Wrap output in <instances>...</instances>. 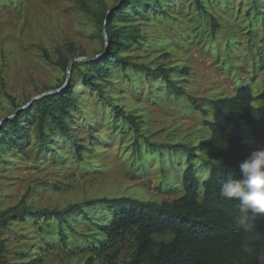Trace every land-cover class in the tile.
<instances>
[{
    "label": "rangeland",
    "instance_id": "1",
    "mask_svg": "<svg viewBox=\"0 0 264 264\" xmlns=\"http://www.w3.org/2000/svg\"><path fill=\"white\" fill-rule=\"evenodd\" d=\"M123 1L0 0V128L22 119L30 135L19 147L0 148L1 211L65 209L102 197L172 201L183 194L192 154L173 146L195 148L192 162L200 180L210 175L204 165L210 151L201 146L211 134L205 121L223 117L202 99L233 95L246 84L256 94L264 91V0H202L205 9L196 0H148L157 3L130 7L114 20L115 26L141 34L140 44L130 42L119 54L152 68L174 67L171 78L185 88L183 96L143 68L124 71L112 61L101 76L90 67L106 55L109 42L105 27L85 6L109 14ZM212 16L219 22L216 32ZM76 58L77 69L69 75L59 61ZM182 68L188 73L178 72ZM88 73L101 92L85 78ZM69 83L77 100L66 118L71 134L53 124L42 142L36 101ZM256 104L264 105V99ZM117 105L137 116L139 130L113 111ZM25 111H32L31 119L23 117ZM76 142L85 146L81 157ZM111 216L104 206L66 221L14 215L7 227L0 224L4 259L8 264H86L88 235ZM132 246L127 240L113 264H126ZM94 264L108 263L100 255Z\"/></svg>",
    "mask_w": 264,
    "mask_h": 264
},
{
    "label": "trees",
    "instance_id": "2",
    "mask_svg": "<svg viewBox=\"0 0 264 264\" xmlns=\"http://www.w3.org/2000/svg\"><path fill=\"white\" fill-rule=\"evenodd\" d=\"M201 9H205L202 0H196ZM143 3L154 6L156 3L148 0H124L122 5L113 9L106 27L109 48L102 58L90 62L95 73L103 76V72L112 61L121 65L122 70L128 67L143 68L148 74L164 79L167 88L177 96L187 95L185 88L171 78L177 72L174 67L163 65L152 68L146 64H137L131 56H122L119 50L126 44L141 43V34L136 30H125L117 27L114 20L127 15L128 9L143 6ZM85 9L95 17L102 27L108 18L106 9ZM219 28L218 20L212 16V29ZM103 34L104 29L102 28ZM70 60L61 59L59 65L68 69ZM76 61L71 72L77 69ZM188 73V68L180 71ZM93 73L85 78L93 88L101 92V84L93 81ZM195 102V98L189 95ZM264 99L254 92L251 84L241 86L233 95L203 98L202 101L211 104L223 117L219 122L205 121L210 128V138L202 141L201 146L208 148L210 153L204 160L210 175L201 181L192 162L195 148L186 145H175V149L192 151L189 156V166L183 174V194L172 201L142 200L138 198L102 197L87 200L81 204H72L65 209L33 210L25 207L15 210L13 215L0 210V224L7 227L12 216L30 214L42 215L46 218H57L66 221L67 217L76 213H85L86 209L95 206L109 208L111 219L94 225L97 232L89 234L91 238V255L86 264H94L97 257L104 255L108 264H113L123 249V244L131 239L132 252L126 264H257L256 256L264 255V213L255 214L253 220L241 222L243 214L238 207V201H228L220 195V185L230 176L242 179L239 162L250 151L264 147V105L256 102ZM72 83L61 92L49 94L36 101L39 114L36 117L38 136L42 142L48 138L46 127L55 125L62 133L70 135L73 128L67 123L71 114L70 106L76 103ZM113 111L121 114L136 130H139L137 116L127 113L120 106H114ZM32 111H25L23 117L31 119ZM14 129V133L9 132ZM27 127L22 119H12L0 128V148L8 145L20 146L23 141L30 140ZM72 137V136H71ZM73 138V137H72ZM77 154L81 157L85 146L76 142ZM23 198V202L25 201ZM22 202V203H23ZM165 237H170L166 239ZM62 241L66 238L62 234ZM253 249L249 254L245 248ZM7 251L5 240L0 238V264H8L3 253Z\"/></svg>",
    "mask_w": 264,
    "mask_h": 264
},
{
    "label": "clouds",
    "instance_id": "3",
    "mask_svg": "<svg viewBox=\"0 0 264 264\" xmlns=\"http://www.w3.org/2000/svg\"><path fill=\"white\" fill-rule=\"evenodd\" d=\"M242 179L229 177L220 185V195L228 201H238L243 214L241 222L253 220L264 213V147L256 148L239 162ZM245 251L251 254L252 248ZM257 264H264V255L256 256Z\"/></svg>",
    "mask_w": 264,
    "mask_h": 264
},
{
    "label": "water",
    "instance_id": "4",
    "mask_svg": "<svg viewBox=\"0 0 264 264\" xmlns=\"http://www.w3.org/2000/svg\"><path fill=\"white\" fill-rule=\"evenodd\" d=\"M112 11H113V10H111V11L109 12V14H108V18H107V20H106V22H105V29H106V27L108 26V19H109V16L111 15ZM77 60H78V58L73 59V60L70 61L69 66H68V72H69V75H70V71H71L72 64H73L75 61H77ZM59 91L61 92V90H59ZM55 93H58V90H56V91H54V92H48V93H46V94H43V95H41L40 98H42V97H44V96H47V95H49V94H55ZM38 99H39V98H38Z\"/></svg>",
    "mask_w": 264,
    "mask_h": 264
}]
</instances>
